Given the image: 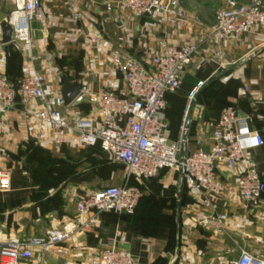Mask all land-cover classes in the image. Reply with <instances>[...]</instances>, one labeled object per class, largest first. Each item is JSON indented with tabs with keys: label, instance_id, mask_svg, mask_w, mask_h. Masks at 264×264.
<instances>
[{
	"label": "crops",
	"instance_id": "0c3cea01",
	"mask_svg": "<svg viewBox=\"0 0 264 264\" xmlns=\"http://www.w3.org/2000/svg\"><path fill=\"white\" fill-rule=\"evenodd\" d=\"M108 1L41 0L43 18L30 22L29 47L2 42V29L17 9V0H0V75L16 82L39 71L56 88L69 80L96 94H124V71L111 52L151 67L162 42L171 47L196 44L180 87L166 97L171 130L184 118L194 89L217 78L193 106L188 152L212 148L215 123L229 105L264 138L262 28L255 26L240 37L221 41L214 29L216 12L199 16L184 10L186 18L159 14L136 18L108 10ZM250 2L220 0L219 9ZM41 107L37 99L14 108L0 106V171L9 173V187L0 191V241L38 236L70 221H82L86 217L76 211L79 198L127 180L126 166L100 145H84L74 134L41 128L34 117ZM70 110L71 115L99 114L98 107L87 101ZM249 166L264 173V145L249 149L234 167L224 159L217 162L224 191L213 198L214 208L227 215L220 230L198 223V217L212 209L195 203L185 185L178 221L179 171L164 170L149 180L130 177L129 182L143 191L134 214L103 213L99 226L37 253L29 264H105L101 253L111 246L129 250L136 264H231L241 250L261 255L264 208L246 204L236 188L238 177Z\"/></svg>",
	"mask_w": 264,
	"mask_h": 264
},
{
	"label": "built area",
	"instance_id": "2783aa9c",
	"mask_svg": "<svg viewBox=\"0 0 264 264\" xmlns=\"http://www.w3.org/2000/svg\"><path fill=\"white\" fill-rule=\"evenodd\" d=\"M180 5V0L107 2L108 10L117 9L136 18L156 14L186 18ZM42 7L41 0H17V9L8 19L13 27V42L32 45L30 22L43 18ZM255 26L264 30V0L220 8L215 13V34L221 41L240 37ZM161 46L162 51L151 58V67H146L138 58H125L111 52L112 60L124 71L126 92L96 94L83 87L70 104L65 103L61 88L54 87L39 71L16 82L0 75V106L14 108L18 103L37 99L42 107L34 117L41 128L74 134L84 145H100L104 152L127 168V180L123 185L95 190L77 200V215L86 217L84 220L70 221L38 236L0 241V264H29L37 253L67 241L84 229L99 226V217L103 213L134 214L143 191L129 182L130 177L149 180L164 170H180L189 109L204 83L190 94L180 130L174 136L166 116V97L180 87L185 68L193 61L198 46L171 47L165 42ZM86 101L98 107L97 117L71 115L70 106ZM211 139V149L198 148L188 152L183 164L184 185L195 203L212 209L211 213L198 217V223L204 227L215 225L220 230L227 215L214 208L213 198L224 191L217 178V162L224 159L229 167H234L245 159L249 149L264 145V138L260 131L251 130L247 118L229 105L222 109ZM8 187L9 173L0 171V191H6ZM236 188L246 204L264 208V173L255 167H247L238 177ZM101 257L105 264H136L129 250L117 246L104 249ZM231 264H264V253L256 255L241 250Z\"/></svg>",
	"mask_w": 264,
	"mask_h": 264
},
{
	"label": "water",
	"instance_id": "95a60500",
	"mask_svg": "<svg viewBox=\"0 0 264 264\" xmlns=\"http://www.w3.org/2000/svg\"><path fill=\"white\" fill-rule=\"evenodd\" d=\"M12 41H13V27L9 23V21H7L2 29V42L4 44H7ZM217 80H218L217 78H212L204 87H202L199 91H197L192 101V104L190 106V109H189L190 115L185 124L184 135H183L182 154H181L182 166L179 170L180 186L177 192L178 221H180V217H181V202H182V197H183V192H184V174H185V169H184L183 164L185 163V160L188 155V134H189V126H190V120H191V113L193 110V106L196 103L199 96ZM61 91H62V95H63V98L66 104H70L80 93L79 87L75 83L70 82L69 80H66L63 83Z\"/></svg>",
	"mask_w": 264,
	"mask_h": 264
},
{
	"label": "rangeland",
	"instance_id": "374dc122",
	"mask_svg": "<svg viewBox=\"0 0 264 264\" xmlns=\"http://www.w3.org/2000/svg\"><path fill=\"white\" fill-rule=\"evenodd\" d=\"M180 3L181 9L201 16L203 13L207 15L215 13L219 9L220 0H180ZM173 128L176 129V125Z\"/></svg>",
	"mask_w": 264,
	"mask_h": 264
},
{
	"label": "trees",
	"instance_id": "16d2710c",
	"mask_svg": "<svg viewBox=\"0 0 264 264\" xmlns=\"http://www.w3.org/2000/svg\"><path fill=\"white\" fill-rule=\"evenodd\" d=\"M10 80V79H9ZM10 81H12V80H10ZM12 82H15V81H12ZM215 83H217V81H215L211 86H209V87H212L213 85H215ZM181 123L180 124H178L179 126L174 130V129H172V133H173V135L174 136H176L177 134H178V132H179V130H180V127H181V124H182V121H183V117L181 116Z\"/></svg>",
	"mask_w": 264,
	"mask_h": 264
}]
</instances>
